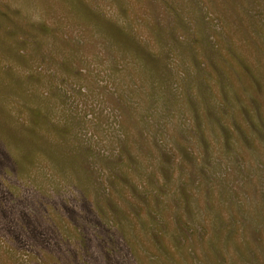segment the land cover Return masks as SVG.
<instances>
[{"label": "rangeland", "instance_id": "obj_1", "mask_svg": "<svg viewBox=\"0 0 264 264\" xmlns=\"http://www.w3.org/2000/svg\"><path fill=\"white\" fill-rule=\"evenodd\" d=\"M0 264H264V0H0Z\"/></svg>", "mask_w": 264, "mask_h": 264}, {"label": "trees", "instance_id": "obj_2", "mask_svg": "<svg viewBox=\"0 0 264 264\" xmlns=\"http://www.w3.org/2000/svg\"><path fill=\"white\" fill-rule=\"evenodd\" d=\"M230 73L234 74L235 72L234 71H231Z\"/></svg>", "mask_w": 264, "mask_h": 264}]
</instances>
